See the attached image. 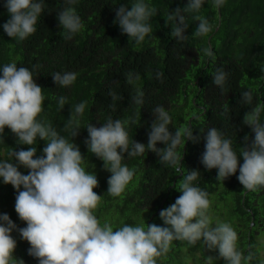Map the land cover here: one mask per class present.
<instances>
[{
  "label": "trees",
  "instance_id": "trees-1",
  "mask_svg": "<svg viewBox=\"0 0 264 264\" xmlns=\"http://www.w3.org/2000/svg\"><path fill=\"white\" fill-rule=\"evenodd\" d=\"M134 2L76 0L73 6L84 27L71 39H65L57 20V13L67 6L65 0H43L44 11L38 18L36 32L19 40L8 37L3 30L10 15L5 0H0V69L15 63L33 72L45 97L43 112L37 120L51 123L69 140L72 129H66L65 125L70 112L76 104L87 102L83 115L77 118L80 129L72 142L85 157L83 167L89 173L95 172L97 177L98 186L93 191L101 196V201L93 214L101 225L108 223L114 231L124 225L165 227L160 211L181 195L175 187L178 188L182 174L197 170L200 175L193 186L208 193V215L213 226L218 222L229 223L237 232L238 249L245 256L249 252L254 254L250 264H264V187L245 190L237 179L239 170L222 181L216 178L217 169L208 170L201 163L204 138L211 127L233 141L239 164L243 163L239 148L250 147L254 140L255 134L243 123V117L251 107L264 103V0H225L219 9L213 7V0H204L199 12L183 13L188 24L184 40L171 35L175 21H168V14L177 8L183 9L188 0H144L158 11L149 20L152 32L140 44L128 38L119 24L113 22L120 5L130 8ZM196 15L206 17L212 25V31L206 36L193 35L198 25ZM204 48H209L213 56H206ZM217 69L227 73L223 91L212 83ZM56 72H75L77 79L72 85L62 87L52 79ZM129 73L138 75L139 79L130 84ZM137 89L144 94L142 105L132 99ZM248 90L253 94L251 105L242 100V93ZM110 92L120 99L114 101ZM61 96L66 98L63 109L58 104ZM157 106H162L171 118L170 133L189 126L198 138L187 140L184 149L183 145L176 149L183 156L182 173L162 163L152 151L135 157L125 152L122 163L135 169L134 178L120 196L108 194L107 180L111 173L104 169L101 159L88 151L85 127L90 123L100 127L109 117L129 120L126 131L130 142L133 139L147 144L154 121L153 110ZM261 120L264 123V112ZM0 139L3 160L9 159L8 153L12 150L29 147L18 144V138L7 127ZM33 146L37 149L34 158L41 157L46 142L37 138ZM164 146L162 142L156 145L157 148ZM11 162L22 174H28L27 168L14 159ZM17 195V190L0 178V214H7L16 225L11 232L16 240L13 256L24 264H39L38 259L28 254L30 245L18 232L26 223L14 209ZM207 257L214 258L212 264H225L218 258V250L207 249L202 241L194 246L186 241H173L170 251L157 258V264H209Z\"/></svg>",
  "mask_w": 264,
  "mask_h": 264
},
{
  "label": "clouds",
  "instance_id": "clouds-1",
  "mask_svg": "<svg viewBox=\"0 0 264 264\" xmlns=\"http://www.w3.org/2000/svg\"><path fill=\"white\" fill-rule=\"evenodd\" d=\"M66 7L57 13L59 26L65 39H71L79 33L84 25L76 8V0H65ZM225 0H213V7L219 9ZM204 0H188L187 5L177 8L168 14V21H175L171 35L179 40L188 27L183 13L199 12ZM5 7L10 19L3 24V30L10 38L24 40L36 32L38 18L44 11L43 0H5ZM157 9L144 2L136 0L131 7L120 5L113 21L118 23L122 33L135 40L137 44L144 41L152 32L149 20L157 14ZM197 28L193 35L203 37L212 31V25L204 16L196 15ZM203 53L212 57L209 48ZM0 137L7 127L18 138L17 143L29 146L27 150L8 153L9 159H0V178L3 183L11 184L17 190L15 212L26 227L19 228L20 237L30 245L28 254L38 259L39 264H157V258L166 255L173 241H186L194 246L197 242L209 250H218V258L225 264H250L254 254L246 256L238 249V235L233 227L226 222H218L213 226L208 215L210 200L208 193L193 186L200 175L197 170L182 174L177 191L181 195L159 216L165 227L156 224L144 226L124 225L115 231L108 223L101 225L93 214L101 201L93 189L98 186L94 173H89L83 167L85 157L72 137L78 134V117L82 116L87 102H80L71 110L68 124L71 127V139L58 133L51 123L38 121L43 112L45 97L42 87L33 77V72L27 67H18L15 63L6 64L0 69ZM160 74H157L159 78ZM54 83L68 87L77 79L75 72H56L52 74ZM139 76L129 73L130 84ZM227 73L217 69L212 83L224 90ZM115 101L120 99L115 93H109ZM143 92L137 89L132 97L137 105L143 104ZM244 103L251 105L253 94L251 90L242 93ZM61 109L66 104V98L58 100ZM154 121L148 133L147 144L129 140L126 126L129 120L111 117L96 127L88 124V139L85 144L88 151L103 161L105 170L111 173L107 180V193L118 197L133 180L135 169L123 164V153L129 157L144 156L147 151L156 153L162 163L175 167L177 173H182L181 156L176 149L185 146L187 140H196L189 126L177 128L169 132L171 118L168 112L157 106L154 110ZM264 103L251 107L243 117V123L254 132L251 146L239 148L243 163L239 164L237 150L233 141L225 138L215 127L207 130L205 150L201 163L208 169H217V177L222 181L235 174L243 189L256 191L264 187V123L261 113ZM138 123V121H132ZM37 138L46 142L42 149L43 155L36 156ZM2 140V139H0ZM245 142L248 136L244 137ZM158 142L165 146L157 148ZM29 170L22 174L11 161ZM21 186L23 190L21 189ZM194 221V222H193ZM16 225L7 214H0V264H24L13 256L16 240L11 232ZM209 264L213 257H207Z\"/></svg>",
  "mask_w": 264,
  "mask_h": 264
},
{
  "label": "rangeland",
  "instance_id": "rangeland-1",
  "mask_svg": "<svg viewBox=\"0 0 264 264\" xmlns=\"http://www.w3.org/2000/svg\"><path fill=\"white\" fill-rule=\"evenodd\" d=\"M262 253L264 254V249L262 250ZM189 264H195V263L194 262H189Z\"/></svg>",
  "mask_w": 264,
  "mask_h": 264
}]
</instances>
